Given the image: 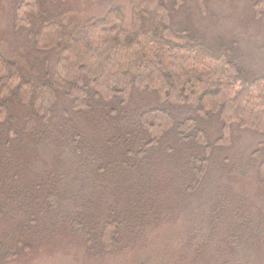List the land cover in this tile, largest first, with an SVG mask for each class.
Listing matches in <instances>:
<instances>
[{"label":"rangeland","instance_id":"1","mask_svg":"<svg viewBox=\"0 0 264 264\" xmlns=\"http://www.w3.org/2000/svg\"><path fill=\"white\" fill-rule=\"evenodd\" d=\"M19 1L22 0H0V54L15 60L27 76H40L44 68L50 67L57 49L56 46L41 50L35 46L34 32L44 19L61 17L64 33L84 17L101 15L110 7L120 9L125 22L130 20L129 0H33L30 11L16 15L15 8ZM251 1L203 0L201 9L197 1L183 0L172 10L171 21L178 24L190 22L208 39L230 40L225 42L227 47L232 40L236 41L235 47L241 49L243 62L250 75L254 76L264 71V9L260 17H255ZM116 101L99 100L97 111L89 114L72 111L69 101L60 96L49 117V126L43 125L55 133L61 131L67 137V132L59 127L69 126L63 121L72 122L89 135L99 133L110 137V130L119 126L111 122V118L116 117L115 113L105 115L109 107L113 106L116 112L128 115L118 124L129 125L127 119H135L137 111L146 104L144 102L152 103L154 98L151 92L134 90L125 106ZM174 109L185 115L190 110L186 106H176ZM14 110L17 118L15 124L19 130H28L30 124L35 128L41 126L38 117L33 116L26 107H16ZM87 118H99L100 123ZM219 126L214 118L207 123L209 138L216 137ZM6 137L2 126L0 264H213L214 258H220V249L225 247L223 243L227 241L228 233L233 235L229 245L234 250L239 249L237 256L231 255L226 260L229 264H264V175L260 166L264 161V131L233 125L230 142L210 152L201 180L190 190L186 188V180L191 168L185 156L189 142L179 138L175 128L160 139L153 152L147 154V158L152 162L156 160V163L144 168L141 174L134 172L127 177L133 180V185L126 191L122 190L120 182H113L117 172L109 169L103 173L94 171L108 167L98 164L97 160L85 159L87 168L78 171L73 167L75 170L69 174L64 166L70 161L59 156L58 151L48 152L36 147L23 149L12 139L8 146L9 153L6 154L3 151ZM181 141L184 143H179ZM166 145L170 146L169 149ZM95 150V154L106 151ZM54 160L60 171L65 168L69 178L74 180V175L80 172L83 174L81 177H90L92 185L96 187L93 193L84 197L85 206L78 205L80 199L73 209L74 213H85L91 238L88 233L75 238L67 225L61 223L41 233V214L38 213L35 226L26 221L25 203L32 202V207L37 206V211L40 209L41 189L33 185L39 180L34 178L32 169L44 171L48 166H53ZM13 171L17 174L16 179ZM82 179L85 185L78 190L83 196L90 192L86 191V178ZM98 181L100 190L97 188ZM115 186L116 189H112ZM101 191L104 193L99 194ZM133 197L137 198L138 214L142 218L140 224L136 223L139 227L131 230L135 226L133 224L128 234L120 235L125 237L119 239L121 244L118 246L96 251L99 229L92 224L102 223L112 202L120 215L121 210L130 212ZM53 222L54 219H50V224ZM84 231L80 225L77 232L82 234ZM87 239L94 244V250ZM9 252L13 255L5 256Z\"/></svg>","mask_w":264,"mask_h":264},{"label":"trees","instance_id":"2","mask_svg":"<svg viewBox=\"0 0 264 264\" xmlns=\"http://www.w3.org/2000/svg\"><path fill=\"white\" fill-rule=\"evenodd\" d=\"M182 1L171 0L169 4V0H129L128 22H125L120 9L110 7L101 15L84 17L65 33L61 17L44 19L35 29V46L41 50L56 46L57 49L50 67L44 68L40 76L24 75L15 60L0 54V129L4 126L7 134L3 151L9 153L8 146L12 139L23 149L36 147L48 152L58 151L59 156L70 161L64 166L69 174L75 170L73 167L78 171L87 168L85 159L97 160L98 164L108 167L94 171L103 173L109 169L117 172L113 182H120L122 190L126 191L133 185V180L127 177L134 172L141 174L144 168L156 163V160L152 162L147 158V154L153 152L160 139L175 128L178 137L189 142L185 156L191 168L186 180V188L190 190L201 180L210 152L230 142L233 125L264 131V71L250 75L241 49L235 47L236 41L232 40L227 47L225 42L230 40L208 39L190 22L173 23L171 12ZM193 1H197L202 9L203 0ZM17 3L16 15H24L34 5L33 0ZM251 4L254 16L260 17L264 0H252ZM134 90L151 92L154 102L145 101L135 119H127L129 125L122 126L118 124L119 121L128 118V115L116 112L113 106L109 107L105 115L115 113L116 117L111 118V122L119 126L110 130V137L99 133L89 135L76 124L66 121L63 123L69 126L59 129H64L67 137L61 131L55 133L48 127L49 117L60 96L69 101L72 111L91 114L97 111L99 100H117L119 105L125 106ZM15 106L26 107L33 116L38 117L41 126L35 128L30 124L28 130H19L13 114ZM176 106H186L190 110L185 115L174 109ZM213 118L220 126L216 137L211 139L206 125ZM87 119L100 123L99 118ZM43 124L48 126L45 128ZM166 147L169 149L170 146ZM95 149L106 151L95 154ZM106 154H109L108 157H105ZM260 166L264 175V161ZM65 168L60 171L54 160L53 166H48L44 171L32 169L34 178L39 180L33 185L41 189V210L37 211V206L32 207V202H29L24 205L27 208L24 214L26 221L34 226L35 216L41 214V233L61 223L67 225L77 238L89 234L90 225L86 223L84 212L74 213L73 209L80 199L78 205L85 206L84 199L96 187L92 185L90 177H81L83 174L80 172L74 175V180L69 178ZM13 176L16 179L14 171ZM82 178H86V191L90 192L83 196L78 190L85 185L81 182ZM138 179L141 184L140 177ZM97 188H101L100 181ZM135 197L130 201V212L121 210L120 215L112 202L102 223L92 224L99 229L96 251L118 246L121 244L119 239L125 237L120 235L139 227L136 223L142 218L138 214ZM6 200L2 202L3 206ZM50 219H54L52 224ZM133 224L135 226L131 228ZM80 225L85 230L82 234L77 232ZM231 237L233 235L228 233L227 241L223 243L225 247L220 249V258H214L213 264H229L226 260L231 255L239 254L238 248L234 250L229 245ZM87 242H90L89 239ZM91 244L94 250L95 246ZM11 255V252L5 254Z\"/></svg>","mask_w":264,"mask_h":264}]
</instances>
